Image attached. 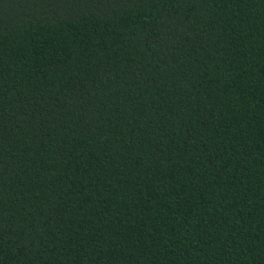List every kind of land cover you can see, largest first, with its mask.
<instances>
[{"label": "trees", "instance_id": "1", "mask_svg": "<svg viewBox=\"0 0 264 264\" xmlns=\"http://www.w3.org/2000/svg\"><path fill=\"white\" fill-rule=\"evenodd\" d=\"M0 264H264V0H0Z\"/></svg>", "mask_w": 264, "mask_h": 264}]
</instances>
